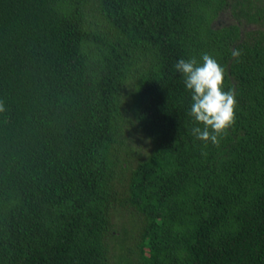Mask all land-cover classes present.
Here are the masks:
<instances>
[{"label": "trees", "instance_id": "16d2710c", "mask_svg": "<svg viewBox=\"0 0 264 264\" xmlns=\"http://www.w3.org/2000/svg\"><path fill=\"white\" fill-rule=\"evenodd\" d=\"M204 52L216 144L173 67ZM0 264H264V0H0Z\"/></svg>", "mask_w": 264, "mask_h": 264}, {"label": "clouds", "instance_id": "9594fccd", "mask_svg": "<svg viewBox=\"0 0 264 264\" xmlns=\"http://www.w3.org/2000/svg\"><path fill=\"white\" fill-rule=\"evenodd\" d=\"M234 56L238 51H233ZM189 91L191 103L188 115L196 122L190 129L198 140L216 144L219 137L234 122L236 99L232 90L224 88V69L217 59L204 52L200 62L194 57L178 58L173 65Z\"/></svg>", "mask_w": 264, "mask_h": 264}, {"label": "rangeland", "instance_id": "374dc122", "mask_svg": "<svg viewBox=\"0 0 264 264\" xmlns=\"http://www.w3.org/2000/svg\"><path fill=\"white\" fill-rule=\"evenodd\" d=\"M233 18L229 13L223 14L221 19H217L216 24L221 23V22H231ZM252 27H255L254 24H251ZM137 131V130H136ZM134 131L133 132V139L131 141L132 145L137 148H139L140 151L143 152V156L146 157L148 153L151 151V143L150 140L147 139L143 133L139 131ZM136 163V162H135ZM120 209L116 212V215L114 216V221L116 224H122L124 229L126 230L127 235L126 236H133L136 226H139V219L140 216L139 214L137 216H134L135 214L133 213L132 208L125 206V205H120L118 206ZM134 216V217H133ZM130 231V232H129ZM130 244H134V238L131 237L129 240Z\"/></svg>", "mask_w": 264, "mask_h": 264}]
</instances>
